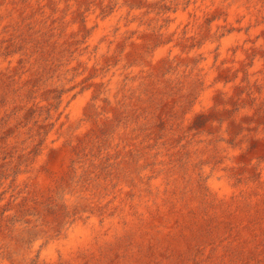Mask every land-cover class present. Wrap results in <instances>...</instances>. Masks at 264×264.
Segmentation results:
<instances>
[{
    "label": "rangeland",
    "instance_id": "obj_1",
    "mask_svg": "<svg viewBox=\"0 0 264 264\" xmlns=\"http://www.w3.org/2000/svg\"><path fill=\"white\" fill-rule=\"evenodd\" d=\"M0 264H264V0H0Z\"/></svg>",
    "mask_w": 264,
    "mask_h": 264
},
{
    "label": "bare ground",
    "instance_id": "obj_2",
    "mask_svg": "<svg viewBox=\"0 0 264 264\" xmlns=\"http://www.w3.org/2000/svg\"><path fill=\"white\" fill-rule=\"evenodd\" d=\"M221 1V0H220ZM239 3V2H238ZM243 3V2H242ZM205 7V6H204ZM226 7V6H225ZM209 8V7H208ZM204 10V9H203ZM189 14H190V12H189ZM227 14V13H226ZM232 16H233V18L234 17H236V13L235 12H233L232 14H231ZM240 15V14H239ZM181 16H183V17H186L187 16V13L186 12H182L181 13ZM244 16V15H243ZM208 18V17H207ZM226 18V17H225ZM237 18V17H236ZM184 19V18H183ZM238 20V19H237ZM257 20V19H256ZM189 21V20H188ZM148 22V21H147ZM219 22H221V21H219ZM192 23V22H191ZM230 24V23H229ZM227 25V24H226ZM216 27H218L217 25H214V29L216 28ZM216 30V29H215ZM256 35V34H255ZM230 36H232V35H230ZM248 38H250V37H248ZM251 39V38H250ZM249 39V40H250ZM243 40V37L242 36H240V35H235V36H233V37H230V38H228V39H226L225 41H223V45H222V50H223V52L225 53V54H228V52H230L229 50L232 48V46H233V44L234 43H238V42H241ZM245 40V39H244ZM212 42H213V38L211 37L210 39H209V41L207 42V44L205 45V50L206 51H209L210 49H211V47H212ZM252 42V41H251ZM112 48V47H111ZM165 50V49H164ZM162 53H164V51L162 50V49H160L159 50V54H162ZM208 67V66H207ZM213 86V85H212ZM211 87V86H210ZM207 90V89H206ZM204 91V90H203ZM209 92V91H208ZM206 93H207V91H206ZM208 94V93H207ZM210 95V94H209ZM230 150V149H229ZM146 183V182H145ZM221 188V191H223L224 193H228V192H230L231 190H230V187H228L226 184H222V186H220ZM214 190V189H213ZM216 197V196H215ZM109 199V198H108ZM101 223V222H100ZM110 233V232H109ZM89 232H88V230H86V229H82V228H79L78 229V231L76 232V233H74V234H70V237H69V240H68V243H69V245L70 244H75V243H77V242H80V241H87L88 239H89ZM59 243H61V241H59ZM67 243V244H68ZM38 249V248H37Z\"/></svg>",
    "mask_w": 264,
    "mask_h": 264
}]
</instances>
